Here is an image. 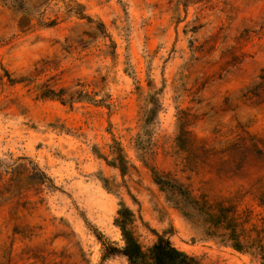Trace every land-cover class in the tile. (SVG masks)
I'll list each match as a JSON object with an SVG mask.
<instances>
[{
	"label": "rangeland",
	"instance_id": "rangeland-1",
	"mask_svg": "<svg viewBox=\"0 0 264 264\" xmlns=\"http://www.w3.org/2000/svg\"><path fill=\"white\" fill-rule=\"evenodd\" d=\"M227 211L264 219V0H0V264H128L119 224L264 264Z\"/></svg>",
	"mask_w": 264,
	"mask_h": 264
},
{
	"label": "trees",
	"instance_id": "trees-1",
	"mask_svg": "<svg viewBox=\"0 0 264 264\" xmlns=\"http://www.w3.org/2000/svg\"><path fill=\"white\" fill-rule=\"evenodd\" d=\"M215 218L221 221L229 232L228 238L234 250L238 252L253 250L264 263V219L260 223H252L249 213L236 214L232 211H227V215L217 213ZM246 224L249 225L248 229L244 228ZM119 227L124 242L121 253L127 258L128 264H200L195 257L176 249L168 240L161 237L143 250L129 230L122 224H119Z\"/></svg>",
	"mask_w": 264,
	"mask_h": 264
}]
</instances>
